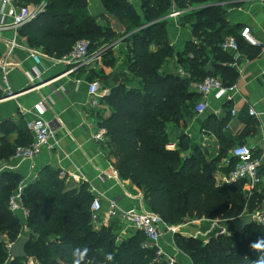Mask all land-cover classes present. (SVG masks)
Here are the masks:
<instances>
[{
    "label": "trees",
    "instance_id": "16d2710c",
    "mask_svg": "<svg viewBox=\"0 0 264 264\" xmlns=\"http://www.w3.org/2000/svg\"><path fill=\"white\" fill-rule=\"evenodd\" d=\"M15 1L19 5L45 3L43 11L17 33L29 47L55 59L69 54L80 40L89 41V53L93 54L104 44L125 36L123 64L128 76L124 72L99 74L101 89L110 91L100 101L109 115L97 113L98 128L105 130L115 171L141 190L149 211L167 226L202 219L224 222L226 233L206 242L174 234L175 248L191 264H264V224L253 222L240 233L233 226L234 220L264 207V192L254 188L248 194L243 181L216 187L214 174L236 146L224 142L219 134L225 122L208 119L205 123L220 144L217 157L210 161L198 149L191 157L182 158L180 151L188 148L184 136L179 138L178 151L166 149L169 128H182L195 115L200 96L192 90V83L219 77L224 87L235 85L237 75L231 69L215 65L213 71L204 70L208 52L222 56L221 43L232 37L238 51L248 58L260 53V48L244 42L228 24L226 9L220 4L231 0H140L141 14L129 0H99L107 15L125 24L121 36L97 25L87 10V0ZM173 11H185L182 19L191 24L197 41L195 45L185 43L177 55V64L188 77L167 67L175 51L167 37L165 18ZM152 46L156 51L150 50ZM113 63L107 49L103 65L110 67ZM95 76L88 74L89 83ZM19 123L20 127L11 120L0 121V163L8 164L17 147H26L33 140L23 127L25 122L20 119ZM14 133L17 136L12 142ZM233 166L234 160H230L223 173L228 175ZM22 183L18 173L0 172V264H165L157 260L156 249L143 246L146 239L142 232L136 231L117 243L113 227L95 229L89 186L71 183L66 175L49 167L22 188L21 206L27 212L23 223L9 206ZM20 236L29 239L27 258L11 259L8 248Z\"/></svg>",
    "mask_w": 264,
    "mask_h": 264
},
{
    "label": "crops",
    "instance_id": "0c3cea01",
    "mask_svg": "<svg viewBox=\"0 0 264 264\" xmlns=\"http://www.w3.org/2000/svg\"><path fill=\"white\" fill-rule=\"evenodd\" d=\"M129 2L141 14L140 0H129ZM220 5L225 7L226 20L230 27L235 28L236 34L243 27H248L252 36L262 43L260 53L250 59L239 51L235 53L221 50L222 56L208 52L204 70L213 71L215 65L233 70L237 75L235 89L230 93L229 100L210 94L206 100L207 110L203 115L193 114L182 128L170 127L168 131L170 141L166 149L178 151L179 138L184 136L188 148L180 151L182 158L191 157L194 149H198L205 160L210 161L217 157L220 144L218 137L205 127V123L208 119L224 121L225 127L219 133L223 141L236 146L242 143L258 155L261 184L255 189L257 192H264V0H231ZM15 6L20 5L15 1ZM87 10L95 18L97 25L111 29L117 36L125 33V24L107 15L99 0H87ZM184 14L185 11H173L165 18L167 37L175 51L174 56L167 61V67L179 76L188 77V74L177 64V55L183 50L185 43L193 42L195 45L197 41L193 37L191 24L185 23L182 19ZM9 21L10 19L7 18L6 22ZM17 31L6 29L0 32V58L9 50L8 41L13 40L16 45L9 57L11 62L9 81L13 97H6L0 92V121L11 120L20 127L19 121L22 119L25 122L23 127L27 130L26 124L38 115L39 112L35 107L41 103L45 108L41 118L54 126L55 136L50 141L51 148L43 147L32 160L12 159L8 164L1 162L0 172L5 168L18 173L23 178L24 187L36 179L44 168L49 167L60 171L61 175H66L71 183L87 184L93 195L96 193L103 195L101 199L103 212L107 208V199L113 198H121L119 207L122 209L150 212L145 205L141 190L129 181L122 180L115 171V159L110 155L108 146L97 143L92 138L98 129L97 113L102 111L104 117L109 115L108 108L100 101L109 94L110 89H101L99 74L102 72L105 76H111L124 72L125 76H128L123 64L126 55V44L123 41L125 36L99 48L108 47L114 60L113 66L103 65L105 54L103 53L90 67L80 68L67 74V67L57 64L54 57L45 55L41 49L29 47ZM33 49L41 51L44 55L40 65H36L30 58L29 50ZM156 49L154 46L150 47L153 52ZM188 57L192 56L188 55ZM34 68L41 73V77L31 83L29 77ZM90 72L97 75L92 80L97 82L99 87L97 109L88 105L87 78ZM232 109L235 111L234 115H231ZM250 110L257 115L251 116ZM179 131L182 135H178ZM16 136L17 133L11 136L12 142ZM230 160H233L231 151L214 174L216 187L229 184L226 181L228 175L222 170L229 166ZM248 189V187L243 188L250 194L251 191ZM18 215L22 220L21 212ZM214 221L219 220H190L175 226L177 228L175 234L206 242L215 231L224 227V222L221 221L216 225L217 227H214ZM110 224L115 234L119 233L122 228L118 225L119 221L115 219ZM161 229L163 235L160 245L166 254L174 257L178 264H191L190 260L175 248L174 234L165 232L163 227Z\"/></svg>",
    "mask_w": 264,
    "mask_h": 264
},
{
    "label": "built area",
    "instance_id": "2783aa9c",
    "mask_svg": "<svg viewBox=\"0 0 264 264\" xmlns=\"http://www.w3.org/2000/svg\"><path fill=\"white\" fill-rule=\"evenodd\" d=\"M45 7V3H41L35 7H29L27 5L15 6V0H0V32L6 29H12L17 31L23 25L30 22L36 14L42 12ZM176 15V14H175ZM9 18L10 21L6 22ZM241 39L247 44L260 48L262 43L256 40L248 27H243L239 32ZM9 50L0 58V92L5 94L6 97H13L10 81L9 71L11 62L9 61L10 53L13 48L16 47L15 41H8ZM89 41L80 40L76 42L72 51L63 56L60 59H55L57 64L63 65L68 69L67 74L73 73L80 68L90 67L94 61H97L99 55L106 52L108 47H102L93 54L89 53ZM222 51L238 52L237 42L232 37H226L220 45ZM30 58L36 65L41 64V58L44 57L43 53L39 50H29ZM30 75V74H28ZM41 73L35 68L31 71L29 77L30 82H35L40 79ZM191 88L200 96V100L197 102L194 113L196 115H203L207 110V97L210 94H215L217 98L225 97L230 99V93L234 91L235 85L231 87H224L222 81L217 77H206L201 82L192 83ZM98 83H88L87 94L89 96V107L97 109L99 107L98 101ZM35 108L38 110V115L32 118L26 124V128L31 134L33 140L30 145L26 147H17L13 159L16 161L32 160L37 156L43 147L51 148L50 141L54 139L55 128L50 123L41 118L44 113V106L39 103ZM24 111V110H23ZM25 112V111H24ZM235 111L231 110V115H234ZM251 116L257 115L253 110L249 111ZM93 140L100 144H106L107 139L105 136V130L98 128L93 135ZM231 157L234 160L233 169L227 176V183L236 181H243L244 188L248 187L250 191L257 188L261 184V178L259 173L260 162L257 157L254 156L252 150L246 145H237L231 150ZM23 186L20 185L15 194L11 197L9 206L12 212L19 213L26 218L27 212L21 206V192ZM103 195L94 194L93 200L90 206L91 222L95 229L108 228L111 226L113 220H118L122 228L119 233H116V242L120 243L122 240L128 238L136 231H140L145 236L144 247L156 249L157 260L165 262V264H178L174 257L169 256L161 247L162 239V227L165 232L175 234L177 232L176 227L167 226L163 223L161 218L152 212H138L134 209H122L119 207V201L121 198L107 199V208L103 212L102 199ZM250 216L253 217V222L258 224H264V207L255 211ZM220 223L214 221L215 227ZM217 227V226H216ZM226 233L225 227L215 231L211 237L216 238L218 235ZM210 237V238H211Z\"/></svg>",
    "mask_w": 264,
    "mask_h": 264
},
{
    "label": "water",
    "instance_id": "95a60500",
    "mask_svg": "<svg viewBox=\"0 0 264 264\" xmlns=\"http://www.w3.org/2000/svg\"><path fill=\"white\" fill-rule=\"evenodd\" d=\"M178 135H182V132L179 131ZM253 223L252 216H244L233 221V226L237 232H242L245 227ZM29 239L25 236H20L14 243H12L8 248V253L11 259H25L27 258L25 252V246L28 243Z\"/></svg>",
    "mask_w": 264,
    "mask_h": 264
},
{
    "label": "clouds",
    "instance_id": "9594fccd",
    "mask_svg": "<svg viewBox=\"0 0 264 264\" xmlns=\"http://www.w3.org/2000/svg\"><path fill=\"white\" fill-rule=\"evenodd\" d=\"M254 245H250V247H253ZM113 257L111 254H108V259L111 260ZM257 264H259V262H257Z\"/></svg>",
    "mask_w": 264,
    "mask_h": 264
},
{
    "label": "rangeland",
    "instance_id": "374dc122",
    "mask_svg": "<svg viewBox=\"0 0 264 264\" xmlns=\"http://www.w3.org/2000/svg\"><path fill=\"white\" fill-rule=\"evenodd\" d=\"M4 170H5V168H4ZM21 185H23V184H21ZM21 217H22V220H23V223H24L25 222L24 221L25 217L23 215Z\"/></svg>",
    "mask_w": 264,
    "mask_h": 264
}]
</instances>
